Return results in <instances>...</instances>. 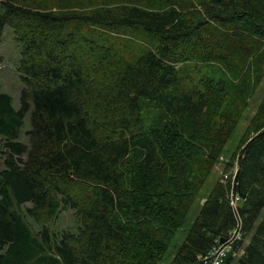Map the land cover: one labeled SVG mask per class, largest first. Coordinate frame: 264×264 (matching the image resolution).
I'll return each instance as SVG.
<instances>
[{"label":"trees","instance_id":"trees-1","mask_svg":"<svg viewBox=\"0 0 264 264\" xmlns=\"http://www.w3.org/2000/svg\"><path fill=\"white\" fill-rule=\"evenodd\" d=\"M49 1L82 6L0 0L23 82L18 109L0 92V264H158L191 209L170 264H206L239 216L221 264H264V96L224 152L264 76V0Z\"/></svg>","mask_w":264,"mask_h":264},{"label":"rangeland","instance_id":"rangeland-1","mask_svg":"<svg viewBox=\"0 0 264 264\" xmlns=\"http://www.w3.org/2000/svg\"><path fill=\"white\" fill-rule=\"evenodd\" d=\"M39 4V7L43 10H58V11H63L66 9H71V8H79V6H82V4H76L72 6H67L63 2H54V1H49V0H36ZM23 3H29L23 2ZM94 3V4H98ZM91 2L87 1L85 5H90ZM29 5H33L32 3H29ZM140 38V36H136ZM135 45L139 46V42H134ZM21 44L20 42L15 38L13 29L10 26H5L3 30V35L0 41V91H4L8 93L11 96L12 99V105L15 109L19 107L20 103V93L21 89L23 87V82L21 79V72L19 71V63H20V57H21ZM261 84L259 89L254 93L253 97L249 99V103L247 108L245 109L242 117L236 124V127L231 134L230 138L228 139L226 145H225V150L224 152L226 154H231L234 149L237 147L238 142L243 135L244 129L253 115V112L256 110L258 104L262 101V98L264 96V76L261 80ZM30 127V122H29V113L25 116L24 118V123L21 127V140H25V134L24 131H26ZM1 150V148H0ZM225 154V157H228ZM236 159V158H235ZM235 161L232 160V170L234 172L235 168ZM234 163V164H233ZM0 167H1V159H0ZM226 165L225 163L219 164L214 168V173L209 176V179L205 181V184L201 187L199 194H198V199L202 197L203 195L207 194L209 189L214 185L216 179L218 178V174L220 173V170L225 168ZM227 173L229 174L231 169L230 167L227 169ZM195 202V205L197 204ZM194 205V206H195ZM193 206V207H194ZM198 209H191L187 218L185 219L183 225L176 231L175 237L171 244L168 246L166 252L164 253L162 259L158 262V264H170L172 258L176 254L179 246L184 240L187 228L190 226L192 223V220L194 217L197 215ZM75 222H74V217L72 216V210H64L60 213L58 221H57V226L58 228L60 227H69L70 229H74L75 227ZM248 237L244 240V245L247 243Z\"/></svg>","mask_w":264,"mask_h":264},{"label":"built area","instance_id":"built-area-1","mask_svg":"<svg viewBox=\"0 0 264 264\" xmlns=\"http://www.w3.org/2000/svg\"><path fill=\"white\" fill-rule=\"evenodd\" d=\"M237 170V165L235 164L234 172ZM226 177V174L224 175ZM232 195V194H230ZM230 206L233 209H238V202L234 198L230 199ZM233 213V212H232ZM241 229V217H238V223L236 227L231 231L229 236L225 239L223 243L215 244L208 255L203 256L202 259L204 262L209 264H221L224 261V258L227 256V253L232 249L234 242L240 237Z\"/></svg>","mask_w":264,"mask_h":264},{"label":"water","instance_id":"water-1","mask_svg":"<svg viewBox=\"0 0 264 264\" xmlns=\"http://www.w3.org/2000/svg\"><path fill=\"white\" fill-rule=\"evenodd\" d=\"M223 239H224V237H220L219 241L221 242V241H223Z\"/></svg>","mask_w":264,"mask_h":264}]
</instances>
